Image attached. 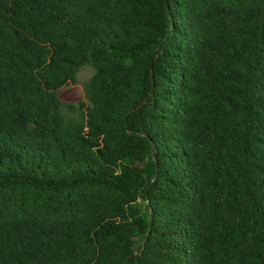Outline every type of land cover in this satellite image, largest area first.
<instances>
[{"label":"trees","instance_id":"1","mask_svg":"<svg viewBox=\"0 0 264 264\" xmlns=\"http://www.w3.org/2000/svg\"><path fill=\"white\" fill-rule=\"evenodd\" d=\"M0 264H264V0H0Z\"/></svg>","mask_w":264,"mask_h":264},{"label":"rangeland","instance_id":"2","mask_svg":"<svg viewBox=\"0 0 264 264\" xmlns=\"http://www.w3.org/2000/svg\"><path fill=\"white\" fill-rule=\"evenodd\" d=\"M92 69L88 64H83L77 74L76 83H67L59 89L58 97L62 101L60 112L63 117H75L76 112H71L66 108L67 104L76 105L79 101L85 102L82 84L91 75Z\"/></svg>","mask_w":264,"mask_h":264},{"label":"water","instance_id":"3","mask_svg":"<svg viewBox=\"0 0 264 264\" xmlns=\"http://www.w3.org/2000/svg\"><path fill=\"white\" fill-rule=\"evenodd\" d=\"M156 53H157V48L154 50L153 57H152V59H151V61H150V65H149V69H150V71H151V66H152L153 60H154V58H155V56H156ZM141 103H142V101H141L140 103L134 105V106L131 108V110L137 108ZM133 253H134V250L132 251V253L130 254V256H131ZM130 256H129V257H130Z\"/></svg>","mask_w":264,"mask_h":264}]
</instances>
